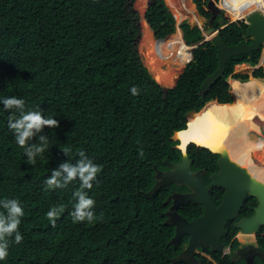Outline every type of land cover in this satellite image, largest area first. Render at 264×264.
<instances>
[{
    "label": "trees",
    "instance_id": "16d2710c",
    "mask_svg": "<svg viewBox=\"0 0 264 264\" xmlns=\"http://www.w3.org/2000/svg\"><path fill=\"white\" fill-rule=\"evenodd\" d=\"M134 1L0 0V97L23 98L26 107H40L59 121L58 128L43 130L49 148L29 165L7 127L10 113L0 105V200L18 199L24 209L19 226L23 240L10 245L0 264H171L187 243L185 235L177 248L169 244L174 227L163 214L169 191L159 187L148 194L154 166L165 168L166 158L180 160L172 135L192 120L188 112L201 113L211 103L230 104L228 78H262L264 64L251 74L234 73L237 64L256 65L261 51L231 57L202 96L200 87L217 69L218 58L213 42L203 40L212 17L209 0H192L206 24L179 23L184 42L196 46L174 86L163 89L137 49L140 26ZM149 1L144 20L156 40L166 41L176 20L165 0ZM188 18L199 21V15ZM211 23L227 46L251 42L243 39L247 25L231 21L222 10ZM255 121L264 125L257 117ZM65 147L71 148L73 162L84 151L102 167L87 190L97 217L91 223H74L70 216L78 180L46 189L51 170L69 159L60 150ZM204 149L187 146L198 167L207 166L209 152ZM61 204L65 211L52 227L46 213ZM225 229L223 244L228 245L237 229L232 224ZM238 245L235 240L231 248ZM203 252L207 257L195 255L201 264L243 263L231 254L222 257L209 248ZM253 264L264 263L256 258Z\"/></svg>",
    "mask_w": 264,
    "mask_h": 264
},
{
    "label": "water",
    "instance_id": "95a60500",
    "mask_svg": "<svg viewBox=\"0 0 264 264\" xmlns=\"http://www.w3.org/2000/svg\"><path fill=\"white\" fill-rule=\"evenodd\" d=\"M150 1H147V6ZM208 7L212 12L211 20L204 29V41L211 40L216 47L218 58L217 69L208 76L200 87V94L204 96L210 86L216 82L224 73L225 65L231 57L237 58L241 54L251 57L253 51H258L261 44H264V15L260 11H253L246 15L247 28L243 39L251 40L250 43L227 46L218 35V30L212 25L220 7L214 0H209ZM178 27L179 23H175ZM196 45L190 46L193 49ZM179 77V76H178ZM177 77V78H178ZM163 89L169 88L162 86ZM196 111L187 113L188 117L195 118ZM189 121L186 128L175 131L172 135L174 141H178L176 148L181 151L180 161L171 162L168 158L163 161V165L168 169L162 171L154 166V185L148 194L154 193L159 187L169 185L185 186L187 193H171L168 201H172L170 209L166 213L165 222L174 227V235L169 244L177 248L183 236H188L187 244L172 260L175 264L178 260H186L192 264H199L195 258L198 249H211L212 251L222 252L225 245L222 237L227 235L225 230L229 220H234L239 215V210L243 205L246 196L256 199L257 206L254 213L248 217H242L235 223V228L244 234H251L257 231L260 226H264V181L256 178L250 171V167L241 165L236 159L229 156L230 149L220 139L213 136L208 140L194 141L184 137V132L189 128ZM193 143L196 147H204L211 152L219 154V171L211 175V183L204 185L201 171L191 169L192 160L188 157L187 146ZM213 188H223L225 194L219 206H215L210 196ZM193 202L203 206V215L192 221L182 217L176 211L180 205ZM248 248V249H247ZM247 252V253H246ZM248 254V255H247ZM260 257L263 261V251L254 247L251 242H244L243 247H239L232 254V259L238 261L239 258L245 261L244 264H252L254 256Z\"/></svg>",
    "mask_w": 264,
    "mask_h": 264
},
{
    "label": "clouds",
    "instance_id": "9594fccd",
    "mask_svg": "<svg viewBox=\"0 0 264 264\" xmlns=\"http://www.w3.org/2000/svg\"><path fill=\"white\" fill-rule=\"evenodd\" d=\"M214 1L217 4L218 1ZM218 6L221 8L220 10L224 11L221 5L218 4ZM230 18L231 21H240L231 15ZM245 24L247 25V23ZM263 48L264 45L261 44L260 58L257 62L259 64L255 65V67L253 66V70L262 67L264 64ZM263 78L264 76L260 79ZM132 91L135 94V89ZM0 105L3 106L5 111L10 113L7 127L13 132L15 143L24 149L28 164L34 166L36 164V158L38 156L43 158V153L49 148V138L46 135H42L43 130L45 128H58L59 121L53 116H46L40 107L35 109L26 107L25 100L17 96L0 97ZM34 137H38V143H32ZM60 150L69 159L60 163L56 169L51 170L50 176L44 181L46 189L64 188L71 182L78 180L79 187L73 193L75 203L72 206L73 210L70 216L74 223L85 221L91 223L97 217L94 212L95 201L88 195L87 190L93 187V182L96 181L97 175L101 172L102 167L89 158L84 151L77 152L78 159L73 162L69 156L71 148L65 147ZM0 209H2L0 210V261H4L9 254L8 250L10 245L12 243L20 244L23 240V236L19 232V226L21 224V218L24 216V209L18 199L9 198L0 200ZM64 211L65 206L62 204L52 206L49 209L46 216L52 227L56 226V220Z\"/></svg>",
    "mask_w": 264,
    "mask_h": 264
},
{
    "label": "bare ground",
    "instance_id": "6f19581e",
    "mask_svg": "<svg viewBox=\"0 0 264 264\" xmlns=\"http://www.w3.org/2000/svg\"><path fill=\"white\" fill-rule=\"evenodd\" d=\"M169 9L171 10L174 18L180 21L187 16H196V9L194 4L190 0H184L183 5L179 6L175 4V0H165ZM187 3V4H186ZM249 2H244L239 8L242 9L240 13H234V18L242 17L245 15L246 10L251 7H242ZM187 5L189 8H187ZM223 7V5L221 4ZM142 26L145 32L148 33L149 38L154 42L159 43L161 46L167 45L172 47V54L176 53V64L181 66L185 62V58L189 55L187 50L190 48L183 38L182 31L177 28L173 35V40L169 44H163V42L156 40L153 37L152 31L147 26L146 21L142 18ZM153 43V42H152ZM149 43V47L145 54V65L153 78L161 85L173 86L174 78L177 71L170 73L169 71H160V62L165 63L163 56L160 55L165 53L161 46ZM154 46V47H153ZM150 52H153L158 58L157 60L150 56ZM174 64V63H173ZM247 64H239L238 66H245ZM158 66V67H157ZM237 66V65H236ZM168 68V67H167ZM181 70V69H180ZM264 79L250 77L247 81L233 79L231 84V93L234 96V101L230 104L218 105L211 103L208 105L203 112L195 114V118L192 119L189 124V128L184 132V137L194 140L201 141L202 139L208 140L215 136L220 139L221 143L230 149L229 156L231 159H236L241 165L250 167L251 173L258 179L264 181V165L254 164L252 160V149L257 147L261 149L264 146V141L256 144L252 140L246 138V133L249 130L258 131V126L253 123L252 117L258 115L264 119Z\"/></svg>",
    "mask_w": 264,
    "mask_h": 264
},
{
    "label": "flooded vegetation",
    "instance_id": "af4514ba",
    "mask_svg": "<svg viewBox=\"0 0 264 264\" xmlns=\"http://www.w3.org/2000/svg\"><path fill=\"white\" fill-rule=\"evenodd\" d=\"M234 99V98H233ZM234 101V100H233ZM258 118L260 120H263L262 118H260L258 115H254L252 117V121L253 123H255L256 125H258L260 127V129L258 128V130H262L264 131V125H261L259 123H257L255 121V118ZM252 131H255V130H249L247 133H246V138L248 140H252L254 141L255 143H257V140H255L253 137H250V132ZM259 132V131H258ZM190 144H193V143H190ZM189 144V145H190ZM194 145V144H193ZM195 146V145H194ZM196 149H200V148H204V147H196ZM207 150V151H206ZM181 152V151H180ZM204 153L206 152H209V155H208V163L206 164L207 166H204V167H198L197 163L194 161L193 158H190L192 160L191 162V169L193 171H201V177H202V180L204 182V185H208L211 183V179H210V176L211 175H214V174H217L218 171H219V166H218V159L220 158V155L219 154H216V153H213L211 152L209 149L205 148L203 150ZM197 154V153H196ZM207 154V153H206ZM181 157V156H180ZM252 160H253V163L254 164H258L259 161L258 159L254 158L252 156ZM180 160H177V161H171V162H178ZM264 161V159H263ZM160 170L162 171H166L168 168L165 166V168H159ZM167 187L165 190H168L169 193L168 195L166 196V199L164 201V204H167V207L166 209L164 210L163 214L164 216L166 215V213L168 212V210L170 209V206L172 205V201H168L167 202V199L169 198V196L171 195V193H187L188 192V189L187 187L185 186H176V185H169V186H165ZM225 194V190L223 188H213L211 189L210 191V196L212 198V201L214 203V205L217 207L221 204L222 202V199H223V195ZM257 206V201L255 198L253 197H250V196H246L245 199L243 200V205L242 207L240 208L239 210V215L236 219L234 220H229L226 224V226H228V224H232V226L235 228V223L242 217H248L250 215H252L254 213V209L255 207ZM176 211L179 215H181L182 217L184 218H187L189 219V221H192L196 218H199L203 215V206L202 205H198L196 203H193V202H188L184 205H180L176 208ZM244 213H248L246 215H243ZM165 219H166V216H165ZM226 228V227H225ZM237 229V228H236ZM226 230V229H225ZM238 234L242 235L244 233L241 232V230L237 229V232L231 237V239L229 240V244L228 245H225V249L222 250L221 253V256L223 257V254L224 253H228L231 254V257H232V254L236 251V249H238L239 247H243V244L244 242H251V244L256 247V248H260L262 251H263V258H264V247H261L260 246V239L264 241V226H260L259 229L257 231H254L253 233V239H244L242 241H240V239L238 238ZM244 235H248V234H244ZM238 241L239 242V245L237 248L235 249H232L231 246H232V243L234 241ZM187 241H188V238H187ZM222 243H223V237H222ZM186 245V244H185ZM248 249V248H247ZM204 249H198L195 253V255H198V256H206L207 255L203 252ZM181 251V250H180ZM179 251V252H180ZM247 253V252H246ZM179 254V253H178ZM177 254V255H178ZM176 255V256H177ZM248 255V254H247ZM196 258V257H195ZM256 258L260 259L261 261H263L260 257L258 256H254V261L253 263H255L256 261ZM199 259V258H198ZM197 260V262H199V264H201V259ZM233 260V259H232ZM240 260H243L241 258L238 259V261ZM236 261V262H238ZM245 261L243 260V263L244 264ZM252 263V264H253ZM264 263V261H263Z\"/></svg>",
    "mask_w": 264,
    "mask_h": 264
},
{
    "label": "rangeland",
    "instance_id": "374dc122",
    "mask_svg": "<svg viewBox=\"0 0 264 264\" xmlns=\"http://www.w3.org/2000/svg\"><path fill=\"white\" fill-rule=\"evenodd\" d=\"M147 1H149V0H135L134 3H133L134 8L137 10L138 15H139L140 37L138 38V41H137V49H138V52H139V54L141 56V59H142L143 63L145 61V54L148 52V49L150 48L149 51L150 50L152 51V48L149 47V43L155 44L154 46H157V45L161 46L159 43H156L152 39L149 38L148 33L145 32V29L142 26L143 23H142L141 20H142V18H144V13H145V10L147 8ZM190 1H191V3H193L192 0H190ZM217 1H218L217 4L221 5V1L222 0H217ZM183 2H184V0H175L174 3L180 6L181 4L183 5ZM193 6L195 8V4ZM187 8H189L188 5H187ZM240 12H242V9L238 8L237 13H240ZM198 15H199V21L198 22L193 21L192 19L188 18V17L197 18ZM184 20H186L191 25H195V24L198 25L199 24L201 27H204V25L206 24L205 23L206 22V19L204 17H202L197 12V10H196V16L195 17H193V16H187L186 18H183V19H181L180 21H177V22L180 23V22H182ZM176 30H175V32H176ZM174 33H173V35H174ZM173 35L170 36L168 39H166V41H161V42H163V44L164 43L165 44H169L173 40ZM165 47H167V45L161 46L162 50H165V53L162 54V55H160V57L163 56V59L165 60L164 61L165 63H163V61H161V60H158V62H160L159 69H160V71H169L170 73H172L174 70L177 71V73L175 74V78H174L175 79L174 80V84H175V82L177 80V77L180 76V74L182 73V71L185 68L186 64L184 63L181 66V68H179V70H178V67H180V65L179 64H176V59H174L177 55H176V53L175 54H172L174 48H172V47L165 48ZM190 51L192 52V49H190ZM149 54H150L151 57L155 58L156 60L159 57V56L157 57L156 55H154L153 52H150ZM258 64L259 63H257L256 65H258ZM144 65H145V63H144ZM253 66L255 67V65L235 66L234 67V73H247V74H251V72L253 71V68H254ZM232 80H233L232 78H228V83L230 85V91H231V84H230V82ZM161 86H165V85H161ZM167 87H172V86H167ZM259 124H261V123H259ZM258 131H252V132L249 133L250 134V137H253L255 140H257V143L256 144H259L262 141H264V131H262V130H258ZM257 147H255V148L252 149V156L254 158L258 159V161H259L258 164L264 165V161H263V159H264V146L263 147L261 146V149H258ZM238 238L240 239V241L244 240L245 238L246 239H253V234H248V235H244V234H242V235L240 234L239 235L238 234Z\"/></svg>",
    "mask_w": 264,
    "mask_h": 264
},
{
    "label": "built area",
    "instance_id": "2783aa9c",
    "mask_svg": "<svg viewBox=\"0 0 264 264\" xmlns=\"http://www.w3.org/2000/svg\"><path fill=\"white\" fill-rule=\"evenodd\" d=\"M249 2L250 4H245L244 7H251L249 10H246L245 15L242 17L235 18L237 20H240L244 23H247L246 21V15L249 13L259 10L264 14V0H223V10L227 13H229L232 17L234 16V13L237 12L238 8L244 3V2ZM234 18V17H233ZM264 45V44H263ZM191 49V48H190ZM190 49H188L187 57L185 58V64L189 63L190 60L192 59V54ZM262 54L264 56V48L262 49Z\"/></svg>",
    "mask_w": 264,
    "mask_h": 264
},
{
    "label": "crops",
    "instance_id": "0c3cea01",
    "mask_svg": "<svg viewBox=\"0 0 264 264\" xmlns=\"http://www.w3.org/2000/svg\"><path fill=\"white\" fill-rule=\"evenodd\" d=\"M238 66V65H237ZM258 126V125H257ZM258 128L260 129V127L258 126Z\"/></svg>",
    "mask_w": 264,
    "mask_h": 264
}]
</instances>
